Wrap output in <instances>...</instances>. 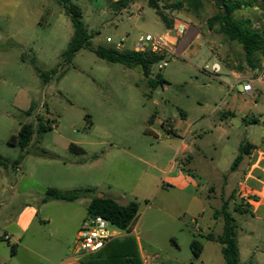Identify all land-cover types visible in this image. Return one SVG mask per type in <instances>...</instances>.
Masks as SVG:
<instances>
[{
    "label": "rangeland",
    "instance_id": "374dc122",
    "mask_svg": "<svg viewBox=\"0 0 264 264\" xmlns=\"http://www.w3.org/2000/svg\"><path fill=\"white\" fill-rule=\"evenodd\" d=\"M70 1L80 7L93 47L109 48L125 38L123 50H132L141 35L169 33L168 22L176 19L200 33L186 47L177 40L176 52L153 65L147 77L139 67L109 62L88 48L66 61L74 28L59 0H0V155L8 160L0 170V234L8 232L2 221L6 212L15 214L25 203L41 205L47 189H89L91 199L105 195L121 205L138 203L132 236L139 237L143 251L167 264H217L214 252L221 244L207 245L191 221L200 220L206 233H223V219L216 226L212 220L221 199L229 197L232 210L236 204L246 207L236 192L250 156L231 169L240 147L264 145V87L251 98L229 89L236 86L235 72L242 77L252 72L242 45L208 30L207 19L219 11L212 1L197 10L185 6V0H159L157 11L149 0H136L120 12L111 6L116 0ZM179 2L182 7H171ZM235 18L256 19L255 29H264L259 4L237 11ZM209 49L223 63L222 81L200 69ZM263 57L258 53L255 66ZM165 61L168 65L160 69ZM27 123L36 130L19 160L22 149L10 139ZM40 126L48 130L40 132ZM71 144L84 152H74ZM174 163L187 179L173 181L190 195L164 179ZM193 194L204 203L203 214ZM233 215L243 248L240 264H264L263 212ZM195 238L206 245L205 263L193 259ZM10 249L0 238V256Z\"/></svg>",
    "mask_w": 264,
    "mask_h": 264
},
{
    "label": "trees",
    "instance_id": "16d2710c",
    "mask_svg": "<svg viewBox=\"0 0 264 264\" xmlns=\"http://www.w3.org/2000/svg\"><path fill=\"white\" fill-rule=\"evenodd\" d=\"M64 6L66 14L70 16L74 28V35L69 43L68 48L64 52V59L71 62L76 53L84 48L93 50L97 56L112 63H121L127 67H139L145 76L151 75L152 66L160 63L165 59V54H147L131 50L117 51L111 47L92 46L93 34H90L86 25L82 20V11L79 6L71 3L70 0H59ZM136 0H117L111 1V6L116 11H122L128 8ZM197 0H191L193 4ZM213 3L218 7L214 15L207 19L208 30L224 34L229 40L236 41L242 45L245 51L247 63L254 68L258 53L264 54V29H255L256 21L253 18H235V13L247 7H253L259 4L264 9V0H225L226 10L218 4L215 0ZM159 0H149V3L157 11H160ZM183 3L173 4L171 7L180 8ZM202 1L197 3V10L201 9ZM168 9V7H166ZM258 22V21H257ZM169 28H172V23L168 22ZM40 72V70H38ZM56 71H52L55 73ZM45 82L49 81L47 74H42ZM33 105L27 111L31 115ZM40 118V124H41ZM256 122V121H255ZM35 127L32 123H27L21 126L18 135H13L10 142L13 145H19L22 149L20 159L24 157L26 148L31 142L34 134ZM40 132H45L47 127L40 126ZM173 133L172 131H167ZM256 146L251 143L243 144L240 147V153L236 157L232 170L243 160L245 155H250ZM70 149L76 153H83V149L71 144ZM8 160L0 155V166L5 167ZM19 161L16 162V165ZM89 189H75L71 191H60L54 188H49L45 192L43 198L44 202L51 200L75 201L82 196L88 195ZM235 196V195H232ZM231 199L224 201L221 208L215 211V217H221L224 221V229L221 235L208 233L206 235L198 234L209 241H216L222 245V254L226 264H240V250L238 246V223L233 213L230 211ZM251 206L246 204H236L234 206L235 212H247ZM89 217L102 216L108 220L114 227L121 231H125L128 235L120 238H115L110 241L103 249L98 252L83 255L81 264H142L139 254L138 242L134 236L129 234L132 231L133 224L139 214V205L136 202H131L128 205H121L113 198L108 196L99 198L94 197L91 199L88 207ZM191 249L193 252V259L196 261L200 258L203 252V244L197 239L191 242ZM12 250L15 246H11Z\"/></svg>",
    "mask_w": 264,
    "mask_h": 264
},
{
    "label": "crops",
    "instance_id": "0c3cea01",
    "mask_svg": "<svg viewBox=\"0 0 264 264\" xmlns=\"http://www.w3.org/2000/svg\"><path fill=\"white\" fill-rule=\"evenodd\" d=\"M187 1H191V0H185L184 1L185 6L187 5L188 7H190V9H197V3H199V0H197L195 3L191 5H190L191 2L187 3ZM200 1H202V7H203L204 4L212 0H200ZM168 3H173V2L168 1ZM196 17L198 18V16ZM254 20L256 21V23H258L256 19ZM178 21L180 20L176 19L175 22L174 21L172 22V28L168 29L171 33L175 31V27L178 25ZM184 23L187 25V35L185 37L186 40H192L193 37H197L199 35L200 33L199 29H197L194 25L189 24L188 22H184ZM237 74L238 73L235 72L236 76ZM239 87H241V83L240 80H238L236 77V87L231 91L236 90L235 94H238L240 96L243 95L245 96V98H251L260 95L263 92L264 85L258 82H254L253 83L254 91L251 94L242 93V91L239 90ZM237 113L240 114L242 117H246L247 115V112L242 109H239ZM252 120L253 122H255L257 121V118L253 116ZM249 156L250 159L244 174L247 172V170L251 169L252 166L256 163L254 167L256 168V174L258 175V180L254 181L252 186L254 187V190H256L261 195H264V145L256 146ZM118 160L121 161V159ZM139 160H141V158H139ZM145 162L149 163V161H145ZM77 165L82 167L84 166L83 164L80 163ZM149 165L151 166L152 164L149 163ZM175 166L176 163L173 164L172 171L170 170L165 173L164 179L167 182L172 180L168 183L169 187H173L175 189H178L184 194L190 195V192L187 191L189 189L182 187L179 184V182L175 183L173 181L175 179H182V180L187 179V176L184 173V171H182L180 167L175 168ZM17 167H18L17 170H20L19 164H17ZM1 168H3V166H0V170ZM117 169L118 167L116 166L112 168V173ZM103 196L105 197V195ZM193 196L195 200H197L196 202H198L197 203L198 213L201 212L203 214L202 209L204 203L201 201L200 196H198L197 194H193ZM228 199L229 197L227 199L224 198L221 199L222 203L220 205V208L224 203V201H227ZM90 201H91V197H89V195L82 196L75 201L51 200L48 202H44L42 200V203L39 206H37L36 204L25 203L24 206H22L15 214H9V212H6L5 217H2V221L7 225L8 232H4L3 234H0V238L7 240L10 248L11 246H15V248L13 250L11 248L5 257L0 256V264H77V263L81 264L82 256H80L76 252V250L72 249L71 247L73 241L77 239L80 229L83 227L85 222L90 218L88 214V207ZM230 206H231V202L229 207ZM230 211L232 213L235 212L234 207L233 210L230 208ZM247 212L251 213L252 215H257L258 213L263 212V216H264V201L262 202V204L260 205V207L256 212L253 211V208H250V210H248ZM247 212H236V213H247ZM219 218L215 217V212H214L212 216L214 226L218 224ZM193 221H195V224L199 226L198 234H202V235L208 234L204 232L200 220L192 219L191 222L194 223ZM47 231L50 234H46ZM123 232L125 231H122L120 237H124L128 235L127 232H125L124 234ZM250 232L251 234H253L255 231H250ZM135 233H136V226H133L132 231L129 234L132 235ZM212 233L214 232L212 231ZM6 237L8 239H6ZM135 238L138 242L139 250L141 251L142 246L139 237H135ZM245 239L247 240L251 239V235H247ZM212 242H216V241L207 240L206 244L208 245ZM238 246L240 250V262H241L243 248L241 247V243L239 239H238ZM205 250H206V245L203 247V252L200 258L198 259V261L196 260V262L205 263V260L202 259ZM60 252L62 253L60 259L54 257ZM214 260L217 264H226L222 254V245L219 247L218 252L217 251L214 252Z\"/></svg>",
    "mask_w": 264,
    "mask_h": 264
},
{
    "label": "built area",
    "instance_id": "2783aa9c",
    "mask_svg": "<svg viewBox=\"0 0 264 264\" xmlns=\"http://www.w3.org/2000/svg\"><path fill=\"white\" fill-rule=\"evenodd\" d=\"M138 14L141 15L142 11ZM186 35L187 25L184 22L178 21V25L175 27L174 35H172L171 32L161 36H154L151 34L141 35L137 39V42L131 51L147 54H173L176 52V48L174 46L177 40H182L184 43L186 42L184 47L190 43L191 40H186ZM106 41L109 44H113L114 42L111 37H108ZM125 41L126 39L122 38L121 41L114 44L111 48L117 51H125L123 50ZM167 65L168 62L165 61L162 64H159V68H164ZM200 69L211 75L214 80L222 81L220 76L223 73V63L214 54L212 49H209L208 56L203 58ZM235 77L240 80L242 93H253L254 82L264 85V57L261 63L252 68L250 76L242 77L241 74H237ZM235 87L236 86L232 85L229 86V89L233 90ZM254 165L244 174L236 192V196L243 200L244 203L250 205L251 208H253V211L256 212L264 201V195L258 193L252 186L254 181L258 180V175L256 174V168ZM121 234V230L114 227L102 216L90 217L78 233L75 250L80 256L98 252L113 239L120 238ZM6 239L8 238L6 237ZM140 259L142 264H167L158 254L143 250L140 251Z\"/></svg>",
    "mask_w": 264,
    "mask_h": 264
},
{
    "label": "water",
    "instance_id": "95a60500",
    "mask_svg": "<svg viewBox=\"0 0 264 264\" xmlns=\"http://www.w3.org/2000/svg\"><path fill=\"white\" fill-rule=\"evenodd\" d=\"M218 4H220L224 9H225V13H227V10H226V3H225V0H215ZM175 34V31L172 33V35ZM264 35V34H263ZM239 90L241 91L242 90V86L239 87ZM104 197L103 195H100L99 198H102Z\"/></svg>",
    "mask_w": 264,
    "mask_h": 264
}]
</instances>
